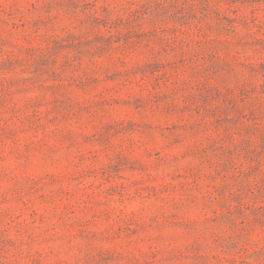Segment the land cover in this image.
Masks as SVG:
<instances>
[{
  "label": "rangeland",
  "instance_id": "1",
  "mask_svg": "<svg viewBox=\"0 0 264 264\" xmlns=\"http://www.w3.org/2000/svg\"><path fill=\"white\" fill-rule=\"evenodd\" d=\"M0 264H264V0H0Z\"/></svg>",
  "mask_w": 264,
  "mask_h": 264
}]
</instances>
